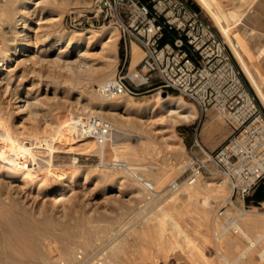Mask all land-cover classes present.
<instances>
[{
  "label": "rangeland",
  "instance_id": "374dc122",
  "mask_svg": "<svg viewBox=\"0 0 264 264\" xmlns=\"http://www.w3.org/2000/svg\"><path fill=\"white\" fill-rule=\"evenodd\" d=\"M190 1L227 42L264 115V105L231 49L232 43L239 42L248 62L255 60L256 74L264 76V54L260 60L255 54L264 43V0L249 8L233 28V42L197 0ZM230 1L243 9L250 0ZM24 2L0 1V12L5 11L0 14V58H6L0 65V119L13 134L0 128V140L7 137L20 143L35 134L41 136L37 139L47 138L51 125L83 114L108 120L114 133L105 147L99 148L94 141L99 150L89 153L78 146L73 149V141H81L61 138L66 151L54 153L53 168L81 174L70 183L72 193L62 203L48 199L58 187L55 178L49 177L53 186L46 190L34 180L19 182L0 171V264H264V208H256L261 204L245 200L251 208L242 212V200L231 197L229 178L221 173L199 176L193 183L184 181L196 130L208 150L219 147L231 133L223 116L215 109L202 113L180 92L169 90L168 94L182 96L190 110L196 111L194 117L181 118L163 110L154 98L160 88L136 97L125 95L130 106H117L116 98L103 95L102 84L124 64L123 73L133 70L144 56L141 46L133 43L140 56L133 61L117 27L67 28L69 10L92 0H34L26 10ZM20 14L26 20L16 17ZM222 23L227 25L226 20ZM29 24L34 29L25 51V45L18 43L21 30ZM108 29L115 34L113 45L95 36ZM66 37H72L71 44ZM25 98L30 105L17 112ZM77 155L80 160L74 164ZM114 160L127 162L155 181L157 196L149 200L142 185L124 169L114 167ZM46 167L34 173L47 177ZM219 179L225 183L217 192L214 182ZM175 181L177 188L172 187ZM189 188L195 189L193 194H184Z\"/></svg>",
  "mask_w": 264,
  "mask_h": 264
},
{
  "label": "built area",
  "instance_id": "2783aa9c",
  "mask_svg": "<svg viewBox=\"0 0 264 264\" xmlns=\"http://www.w3.org/2000/svg\"><path fill=\"white\" fill-rule=\"evenodd\" d=\"M66 19L67 28L74 31L117 27L126 52L134 42L141 46L144 56L135 68L123 73L124 64L102 86L105 97H136L158 88L162 92L176 90L202 113L215 109L223 116L231 133L219 147L208 150L196 130L189 151L192 162L183 171L187 173L184 181L224 174L232 186L231 197L243 202L241 211L250 210L246 197L264 183V115L234 63L227 42L194 2L92 0L88 5L72 7ZM70 126L74 139H92L100 147H105L114 133L112 124L98 114L73 116ZM20 157L19 161L31 167L46 164L41 156L36 160L21 153ZM79 160V155L73 157L74 164ZM112 164L135 178L149 200L157 196L155 185L133 166L122 160ZM178 185L175 181L172 187ZM259 204L256 208H264V202Z\"/></svg>",
  "mask_w": 264,
  "mask_h": 264
},
{
  "label": "bare ground",
  "instance_id": "6f19581e",
  "mask_svg": "<svg viewBox=\"0 0 264 264\" xmlns=\"http://www.w3.org/2000/svg\"><path fill=\"white\" fill-rule=\"evenodd\" d=\"M33 1L34 0H25L24 5H23L25 10H26V8H29V5L31 3H33ZM197 1L209 13V15H211L213 20L219 26L221 32L225 35V37L230 42H233L232 41V33L234 31H236L233 28H235L241 22V19L243 18V16L247 12V10L249 8H251L253 3L255 2V0H250L248 2V4L246 5L247 6L246 8L241 9L242 8L241 7L240 9H237L234 7V4H232L230 0H197ZM19 11H21V10L19 9ZM4 12L1 11L0 14L3 16V15H5ZM21 16L22 15L20 14V15H17L16 17H20L19 19L21 20V19H23V17L21 18ZM24 20H26V19H23L21 21H24ZM223 20L227 21V25H224L222 23ZM0 23H2L1 19H0ZM21 23H23V22H21ZM33 29L34 28H33L32 24H29V25H27V27L25 26L24 29L21 30V35L23 37H22L21 41H19L18 45H25V47H26L25 51L29 50V48H28V46L30 47L29 32L32 31ZM87 32H90V31H87ZM81 35H85V32L81 33ZM95 36L98 39L107 38V42L112 43V45L116 43V42L114 43V41H116V40H114L115 34H113V32L109 29L102 32V33L99 32V33L95 34ZM64 39L68 40L69 44H71L72 37H66ZM240 47H241V44L239 42H235V43H232L231 49L233 51V54L235 52L234 55L236 56V59L238 60L242 70L244 71V73L247 76V78L249 79L251 85L255 89L257 96L259 97L260 101L264 105V76H258L256 74V71L254 70L255 66L253 65V64L257 65L255 63V60H252L253 64L248 62V60L243 55V50L245 48L243 47L244 49L242 50V48H240ZM137 50H139V49H137V47L134 48L133 61H134V59L136 60L140 57V56H138ZM25 54H26V52H23V55H25ZM5 61H6V58H0V65H4ZM102 85H104V84H102ZM52 86H53V84H52ZM49 87H50V85H49ZM101 91H102V87H101ZM124 96L125 95H119V96L115 97L117 99L116 105L121 107V108H126L129 105L128 100ZM154 98L159 102V104L163 108V110L165 109V110L169 111L170 113L177 114L181 118H190V117H194L196 115V113H195L196 111L194 110L195 111L194 112L193 110H190V107L187 105L188 103H186V101L183 99L182 96H175V95H171V94L163 95L162 91H157L156 93H154ZM29 105H30V102H29L28 98L21 100L20 104L17 105L19 108L17 110V112H21L23 109L27 108ZM158 107H159V105H158ZM108 108H110V107H108ZM129 108H131V107H129ZM107 111H108V109H107ZM108 112H110V111H108ZM69 121L68 122H65V121L60 122L56 127H52V128H51V126H53V125H51L50 126L51 130H50V132H49V130H47L49 133H48V135L46 134L47 138L43 137L44 139L43 138L37 139V138H41V136H39L38 134H35L36 135L35 137L23 138L21 140V142L19 143V142H15V140L11 141L7 137L2 136L3 138L0 140V171H2V169H3L4 171H2V173L4 172L5 176L14 178L15 180H17L19 182L27 183V182H29V180H34L36 182V184L39 185V188L42 187L46 190L51 189L53 186V184H51V182L49 183V181H48L49 177L53 178V179L55 178L54 180L56 182L54 183V185H58V187H56L55 189H52V191L49 194L48 199L53 201L56 204L58 202L62 203L72 193V186L70 183L81 176V174L78 170H71V171L63 172V170H60L59 168H55V167L53 168V166H54V164H53L54 153L66 151V150H64L65 148L63 149V147L66 143L62 146V144L64 142H62L61 138L64 137L63 139H65V137H66L67 139H69L72 137V130H71V126H70ZM7 124L5 123L4 120L0 119V128L2 130L6 131V133H8L7 135L12 136L13 135L11 133L12 130H11V132L9 131V126H7ZM45 131H44V133H45ZM33 133H35V132L33 131ZM36 139H37V141H35ZM71 140H73V139H71ZM71 140L69 139V141H71ZM18 141H20V140H18ZM4 142H7L6 146L4 145ZM65 142H66V140H65ZM74 144H76V145H74ZM69 145H70L69 149L71 150L72 148H70V147H72V146H71V144H69ZM72 145H74L73 149H76V147L78 146V148L80 147V149H83V150H81L82 152H87V153L94 152V151L96 152L99 150L98 147L100 148L99 145H97L98 147L95 146L94 140H92V139H87V140L81 141L79 143H77V142L75 143V141H73ZM61 149H63V150H61ZM69 149H67L68 152H69ZM38 151H40L42 153L46 152L49 155L48 156L47 155H40V154H38L39 153ZM72 151L73 150H71L70 152H72ZM21 153L30 154L36 160L38 159L37 157L41 156V158H43V160L45 161L46 164L40 165L39 167H31L29 165H26V163H22L21 161L18 160L21 158L20 157ZM44 165L47 166L45 169V175L46 176L48 175L47 177L39 176L38 174H36L37 172L34 173L37 170H41V167ZM224 180L219 179L216 182H214L215 185L218 186L216 188L217 192H218V190L220 191L223 189L222 185H224V183H225ZM154 182L155 181H153V183ZM193 182H195V179L191 183H193ZM194 188H196V187H194ZM194 188L187 189V191L184 194H187V195L193 194V192L195 190ZM216 189H214V190H216ZM248 220H250V219L248 218Z\"/></svg>",
  "mask_w": 264,
  "mask_h": 264
},
{
  "label": "trees",
  "instance_id": "16d2710c",
  "mask_svg": "<svg viewBox=\"0 0 264 264\" xmlns=\"http://www.w3.org/2000/svg\"><path fill=\"white\" fill-rule=\"evenodd\" d=\"M198 9L199 7L196 6ZM175 92L176 90H172ZM264 200V183H261L259 186H257L252 194L246 197V203L247 204H259L261 201Z\"/></svg>",
  "mask_w": 264,
  "mask_h": 264
},
{
  "label": "crops",
  "instance_id": "0c3cea01",
  "mask_svg": "<svg viewBox=\"0 0 264 264\" xmlns=\"http://www.w3.org/2000/svg\"><path fill=\"white\" fill-rule=\"evenodd\" d=\"M258 0H255V2L253 3V5H252V7L255 5V3L257 2ZM261 30L264 32V18H263V20H262V28H261ZM246 42V41H245ZM246 46H247V48L251 51V49H250V47L248 46V44H247V42H246ZM133 51H134V48H133V44L130 46V55L132 56V58H133ZM256 54V56L259 58V57H261V56H263V54H264V43H263V45L258 49V52L257 53H255ZM260 59V58H259ZM261 202H263V201H261Z\"/></svg>",
  "mask_w": 264,
  "mask_h": 264
},
{
  "label": "water",
  "instance_id": "95a60500",
  "mask_svg": "<svg viewBox=\"0 0 264 264\" xmlns=\"http://www.w3.org/2000/svg\"><path fill=\"white\" fill-rule=\"evenodd\" d=\"M167 94H168L167 90H164L163 95H167Z\"/></svg>",
  "mask_w": 264,
  "mask_h": 264
}]
</instances>
